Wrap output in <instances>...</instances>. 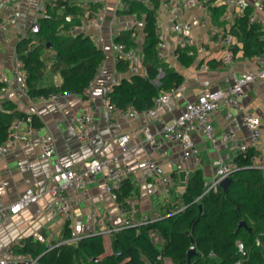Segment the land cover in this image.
<instances>
[{
    "label": "crops",
    "instance_id": "1",
    "mask_svg": "<svg viewBox=\"0 0 264 264\" xmlns=\"http://www.w3.org/2000/svg\"><path fill=\"white\" fill-rule=\"evenodd\" d=\"M18 3V10L14 20L15 29L0 34V72L10 75L15 63L16 43L26 35H30L29 27L37 18L38 0H9ZM68 4L81 10L80 15L74 16L83 23L87 16L96 14V9L90 0H68ZM143 5L151 7L149 0H139ZM171 0H162L156 10L157 39L169 44V52L176 50L173 35L169 25L173 20L184 19L192 23L190 33L194 44L184 49L187 56H192L189 65H183L179 60L167 59L159 61L163 68L177 72L182 76L180 87L183 98L165 102L157 112L156 117L143 116L137 120L119 118L113 127L107 126L106 106L108 103L107 89L118 84L123 78L133 74L146 76L148 66L144 65L143 53L146 32L136 31L134 34L121 33L117 18L130 19L135 14H127L123 0H110L107 11L103 15L100 26L88 25L83 34L91 38L100 37L97 45L104 53L105 59L101 66V74L89 92L83 95L57 94L53 98L42 101L28 99L16 89H9L0 93V104L9 102L17 112L34 115L40 126L34 133L33 145L27 149H15L6 156L0 155V208H6L14 202L26 189L55 184L57 174L62 170L79 172L82 164L90 158L117 157L119 164L132 165L134 161L149 157L162 168L169 186L167 192L162 185L155 184L150 190L146 189L141 173L134 170L125 179L129 189V196L125 198V205L111 200L105 191L103 175H97L95 181L87 187V191L80 198H71L72 218L64 220L52 214L40 215L33 218V214L50 201L44 196L35 204L25 208L20 214L11 216L6 210L0 211V250L13 245L18 255L24 246L32 251L42 249L47 252L51 246L76 245L78 241L91 235H100L104 247V255L112 252L114 234L102 235L106 228L112 229L122 224L124 218L138 222L147 219L150 224L171 216L176 211L184 209L190 201H196V193L209 185L217 169V159L224 163H234L238 156L230 144L219 142L224 132H233L243 140L248 131L243 125L242 115L236 109L220 106L210 116L214 138L218 147L214 148L209 140L187 125L198 161L193 157H183V151L177 143L167 142L161 138V132L170 124L171 120L181 114L187 102L194 101L199 93L205 89L225 88L233 84L243 73L254 69V57H246L242 52V43L231 30L235 20L240 16L231 0H209L207 11L200 7L192 10L178 11L172 17L168 14ZM250 15L264 20V2L254 3L247 0ZM223 7V12L214 18L209 7ZM117 9V11H116ZM9 6L0 4V19L7 14ZM56 15H62V10H56ZM71 17H67L70 20ZM138 19H143L141 15ZM78 24V25H79ZM202 24V25H201ZM76 25V26H78ZM75 27V26H74ZM216 28L224 30L232 37V62L224 65L221 62L224 45L221 35ZM119 33V37H118ZM118 39L128 46L134 47L135 60H127L125 71L117 69L118 56L111 49V41ZM158 43L155 49L158 47ZM179 50L177 49L178 53ZM52 51H43L42 59L46 68L44 75L38 82V87H55L61 84V77L51 70ZM144 65V67H143ZM207 69H202L203 66ZM158 68V69H159ZM164 73V71H163ZM88 102L91 117L95 124L92 138L88 142H80L76 135L68 130V120L72 115L80 112L83 103ZM242 103L260 121V141L255 154H264V81H256L243 88ZM147 127L152 136V142H146L142 128ZM51 135L54 139V155L48 160L41 159L40 145L44 138ZM125 135L128 139V151L121 154L117 138ZM154 145H160L156 150ZM120 207L125 209L124 217L120 216ZM95 208V209H94ZM93 210H96L93 216ZM172 210V211H171ZM155 246L161 250L164 240L156 232H151ZM77 238H80L77 240ZM164 264L165 260L159 259ZM147 264V263H145Z\"/></svg>",
    "mask_w": 264,
    "mask_h": 264
},
{
    "label": "trees",
    "instance_id": "2",
    "mask_svg": "<svg viewBox=\"0 0 264 264\" xmlns=\"http://www.w3.org/2000/svg\"><path fill=\"white\" fill-rule=\"evenodd\" d=\"M127 4V14L141 15L145 22L144 65H150L146 76L133 74L123 78L112 86L107 99L110 104L137 110L152 107L154 99L163 90L178 87L182 76L172 70L164 69L161 86L156 87L151 80L157 69L163 67L156 57L154 13L162 0H149L151 7L139 0H123ZM208 4L209 0H201ZM68 0H54L49 5L48 14L39 18V32L26 35L15 46V52L27 72L26 86L30 98L43 97L68 92L83 95L96 72L102 66L105 56L94 45L89 36L83 33L70 34L69 30L79 24L74 18L81 10L68 4ZM96 9V5H92ZM214 18L223 12V7H209ZM62 10V15H56ZM250 10L235 20L231 30L242 43V52L246 57H255L262 51L261 32L256 24L248 25ZM67 17H71L67 20ZM52 51L51 70L61 77V84L55 87H38L46 68L42 59L43 51ZM178 60L189 65L193 57L179 50ZM126 60L118 59L117 69L125 71ZM2 84L0 83V88ZM0 145L5 141L9 126L16 118L26 114L14 110L9 102L0 104ZM34 127L40 124L34 115H29ZM251 150L246 155L239 154L234 164L239 168L230 175L231 182L223 192H209L203 196V189L196 193L197 201H190L180 212L162 220L142 226H130L114 234L112 252L104 255L102 237L91 235L76 245L57 246L50 251L37 249L32 251L24 246L22 253H31L38 257V264H162L161 259H169L173 264H264V172L250 168V158L255 155ZM126 181L117 194V202L125 205L129 196ZM172 211V210H171ZM243 221L245 228H239ZM156 232L164 240L159 250L152 238ZM242 245L243 253L239 250ZM194 247L196 254L188 259L189 248Z\"/></svg>",
    "mask_w": 264,
    "mask_h": 264
},
{
    "label": "built area",
    "instance_id": "3",
    "mask_svg": "<svg viewBox=\"0 0 264 264\" xmlns=\"http://www.w3.org/2000/svg\"><path fill=\"white\" fill-rule=\"evenodd\" d=\"M109 1L110 0H90L92 5H96V14L87 16L83 23L72 27L69 30V33H83L88 25L95 27L100 26L103 15L107 11V4ZM251 1L254 3L264 2V0ZM53 2L54 0H38L39 5L36 13L37 18L33 21L28 30L31 35H35L39 32V24L37 23V20L47 16L49 5ZM0 4H6L9 6L8 13L3 15L0 19L1 34L8 29L14 30L16 28L14 20L19 6L17 2L9 0H0ZM232 5L237 9L239 15H242L248 7L247 0H234ZM197 7L207 11V5L201 0H171L168 14L172 17L178 11L192 10ZM124 8L126 10L127 6ZM154 17L156 19V11L154 13ZM117 22L120 26L121 33L134 34L136 31H142L145 28L144 20L135 17L130 19H123L119 17L117 18ZM252 24L259 26L261 32L260 39L263 43L261 53L253 58L255 68L243 73L233 84L225 88L203 90L197 95L194 101L187 102L181 114L173 118L170 124L167 125L161 132V138L164 141L177 143L181 147L184 158L190 156L193 157L196 162L198 161L191 136L189 135L186 127L187 125L209 140L214 148L218 147V141L214 138L213 127L210 124V116L222 105L236 109L241 113L242 122L248 131V136L243 140H239L235 133L224 132L221 134L219 142L222 144H230V147L237 152L238 155L241 154L244 156L251 150H258L260 141V121L253 115L250 109L242 103L243 88L256 81H264V20L257 18L254 15H249L248 25ZM157 27L158 25L155 21L154 28L156 36L159 33ZM169 28L171 34L173 35V42L176 50L169 52L168 42H159L158 47L156 48V57L159 61H166L167 59L177 60L179 57L177 49H187L194 44L190 35L193 29L192 23L184 19H176L170 23ZM216 31H218L221 35L222 43L224 45L221 62L224 65H228L233 59L232 37L219 28H216ZM119 36L120 35L118 33V37ZM91 41L97 46L101 43L102 39L96 36L91 38ZM111 49L117 54L118 59L126 61L135 59L139 61V58L136 57L135 48L128 46L123 41H119L118 39L112 40ZM139 62L142 64L141 61ZM202 69L206 70L207 67L204 65ZM100 74L101 67L89 82V85L85 89L84 93L91 90ZM163 76L164 73L161 68H159L157 69L156 76L151 80V82L156 87H160ZM26 79L27 72L24 69V64L20 59H18L15 52V63L11 74L8 76L3 72H0V83L2 84L0 93L9 89H16L21 94H24L28 99H35L36 101L45 100V98L41 96L37 98H30L28 96ZM111 88H108L107 92H110ZM62 94L70 95L68 92H64ZM55 96L56 95H52L49 98H53ZM180 98H183V93L180 87H172L168 90L161 91L154 99L152 107L146 110H137L133 107L123 109L110 104L108 101L106 106L108 117L107 126L113 127L116 120L119 118L133 121L143 116L156 117L158 109L165 102ZM80 109L81 110L78 114L72 115L69 118L68 130L73 132L80 142H88L91 140L92 133L95 130V124L90 114V104L85 102ZM36 130L37 129L32 124L31 116L26 115L25 117L14 119L9 126L5 141L0 145V155L6 156L9 152L15 149L30 148L33 145V136ZM142 132L144 134L145 141L152 142L153 138L149 133L148 128L143 127ZM117 144L121 154L128 151V139L125 135H120L117 138ZM54 148L53 137L51 135L46 136L40 145L39 157L43 160H48L54 155ZM154 148L156 150H160L161 146L154 145ZM250 163V168L264 172L263 153L253 155L250 158ZM238 169L239 168L234 163H224L219 157L217 159V169L215 175L201 196L209 192H217L220 188L221 181L230 177V175ZM134 170H138L141 173L146 189L150 190L155 184H160L162 185L164 191L167 192L169 182L164 175L162 168L149 157L136 160L132 165L119 164L117 157H93L86 160L82 164V169L79 172H74L70 169L60 171L57 174L58 181L55 184L50 186L42 185L35 189L26 188L14 202L6 208H0V211L6 210L9 215L16 216L28 206L35 204L42 197L49 196L50 201L41 209V211L34 213L33 218L49 213L53 216H59L64 220H69L72 218L71 198L78 199L85 194L87 187L95 181L97 175H103L105 191L111 200L116 202L117 194L120 191L123 182ZM200 197H198L197 200ZM182 210L183 209L178 210L175 213ZM95 212L96 210H93V216L95 215ZM119 212L120 216L124 217L125 209L123 207H120ZM147 224H150V221L147 219L133 222L131 219L124 218L121 225L112 229L106 228L102 235L117 233L130 226L137 227ZM79 239L80 238H77V240ZM16 246H20V243L15 242L13 245L0 250V264H38V257L34 258L29 255L23 256L16 254L14 250ZM57 246H59V244L49 247L47 251H50ZM158 259H160V257H158Z\"/></svg>",
    "mask_w": 264,
    "mask_h": 264
},
{
    "label": "water",
    "instance_id": "4",
    "mask_svg": "<svg viewBox=\"0 0 264 264\" xmlns=\"http://www.w3.org/2000/svg\"><path fill=\"white\" fill-rule=\"evenodd\" d=\"M150 68V66H148L147 70ZM231 182V178L228 177V178H225L224 180L221 181L220 183V188L222 189L223 192H226L229 184ZM238 227L239 228H245V223L243 221H241L239 224H238ZM239 250L243 253V248H242V245H239ZM196 254L195 252V248L194 247H191L189 248L188 252H187V256H188V259H190L192 256H194Z\"/></svg>",
    "mask_w": 264,
    "mask_h": 264
},
{
    "label": "rangeland",
    "instance_id": "5",
    "mask_svg": "<svg viewBox=\"0 0 264 264\" xmlns=\"http://www.w3.org/2000/svg\"><path fill=\"white\" fill-rule=\"evenodd\" d=\"M231 1H234V0H231ZM164 262H165L164 264H173L170 260H165Z\"/></svg>",
    "mask_w": 264,
    "mask_h": 264
}]
</instances>
